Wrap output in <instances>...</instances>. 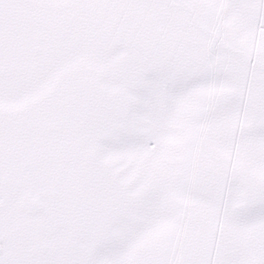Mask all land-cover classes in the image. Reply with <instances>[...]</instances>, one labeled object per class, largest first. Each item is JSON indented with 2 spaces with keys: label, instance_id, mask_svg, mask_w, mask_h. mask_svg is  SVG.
I'll return each instance as SVG.
<instances>
[{
  "label": "snow or ice",
  "instance_id": "obj_1",
  "mask_svg": "<svg viewBox=\"0 0 264 264\" xmlns=\"http://www.w3.org/2000/svg\"><path fill=\"white\" fill-rule=\"evenodd\" d=\"M0 264H264V0H0Z\"/></svg>",
  "mask_w": 264,
  "mask_h": 264
}]
</instances>
